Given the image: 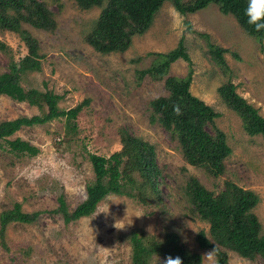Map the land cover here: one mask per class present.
Segmentation results:
<instances>
[{"label":"rangeland","instance_id":"rangeland-1","mask_svg":"<svg viewBox=\"0 0 264 264\" xmlns=\"http://www.w3.org/2000/svg\"><path fill=\"white\" fill-rule=\"evenodd\" d=\"M42 1L54 12L58 27L56 32H43L25 25L39 41L45 57L41 72L25 74L21 84L26 90H49L63 96L59 107L65 110L86 100L90 103L77 119V139L60 149L54 145L60 141L55 135L64 138L65 119L24 127L10 138H21L38 147L41 152L37 157L13 154L0 144V215L15 204H21L25 213L40 212L33 225L13 223L8 227L9 250L1 245L0 237V264H132L128 239L132 231H141L159 241L174 232L186 247L203 256L209 251H200L196 236L202 229L208 232L210 227L194 219L187 208L184 190L190 177L215 192L222 191L225 182H234L257 193L260 203L255 213L264 230V138L247 135L240 118L227 108L219 94L222 85L233 83L237 92L264 116V42L260 44L248 36L233 16L223 15L214 4L194 15L182 16L188 29L184 32L173 23L174 6L166 3L151 29L135 37L126 53L103 55L84 40L98 20L100 8L81 10L74 0ZM59 4L63 5L61 11ZM203 34L209 35L211 43L228 50L224 54L226 70L212 60ZM182 39L194 71L191 92L222 115L217 123L233 149L226 173L220 178L190 166L168 133L150 123L149 103L166 94L164 82L137 78L138 70L151 66L154 56L150 53L174 50ZM0 42L11 49L10 55L16 61L28 53L15 33L0 31ZM9 61V56L0 51V74L8 72ZM189 69L186 61L179 60L172 65L171 73L184 77ZM39 114L40 110L28 103L0 96V123ZM123 127L131 128L136 136L155 146L164 176V204L148 207L128 197L110 195L93 216L66 225L61 215L53 213L60 205L59 197L64 196L71 211L86 199V186L95 181L89 154L109 158L119 152V131ZM64 141L68 142L67 138ZM49 156L63 160L65 171L56 175L37 173L39 178L30 182L27 174ZM108 206L107 214L96 216L106 212ZM119 221L123 229L114 227ZM157 262L153 264H160ZM213 264H217V256ZM228 264L264 263L229 252Z\"/></svg>","mask_w":264,"mask_h":264},{"label":"trees","instance_id":"trees-1","mask_svg":"<svg viewBox=\"0 0 264 264\" xmlns=\"http://www.w3.org/2000/svg\"><path fill=\"white\" fill-rule=\"evenodd\" d=\"M59 2L60 0H55ZM81 10L100 8L101 14L93 29L84 40L96 52L103 55L124 54L137 36L145 35L153 26L157 13L164 4L171 3L182 16L194 15L214 4L220 13L233 16L244 32L260 44L264 32H255L247 23L244 14L247 0H74ZM60 11L63 5L59 4ZM30 26L43 32H56L58 24L54 12L42 0H0V31L19 35L28 53L16 61L11 49L0 42V51L10 58L8 72L0 74V96H7L18 103H28L40 110L33 117H19L0 123V144L19 156L37 157L38 147L17 138L11 140L22 128L47 125L65 119V135L54 145L60 149L64 144L77 139V119L89 105L86 100L78 106L65 110L59 107L63 96L52 91L42 92L22 86V78L31 72H41L44 55L39 41L25 28ZM201 36V35H200ZM209 42L212 60L226 70L224 54L228 53ZM154 60L149 68L137 71L138 80L150 78L164 82L166 94L152 100L150 123L159 125L175 142L184 160L192 167L204 170L210 177L220 178L226 173L227 160L233 149L228 136L217 121L221 114L191 92L194 71L192 60L182 39L174 50L167 53H150ZM139 59L138 61H140ZM179 60L189 64V72L180 77L171 73L172 65ZM223 103L241 120L247 135L264 138V116L260 109L250 104L237 92V86L227 83L219 88ZM122 148L109 158L89 154L88 158L95 174V181L86 186V199L70 210L64 196L59 197V207L53 213L61 215L69 225L93 216L99 204L110 195L128 197L143 206L159 207L164 204L162 185L163 170L157 161L153 144L135 135L131 128L119 131ZM67 138L68 142L64 139ZM225 188L215 192L206 188L199 179L190 177L185 186V202L194 219L208 224L209 231L202 229L196 236L200 251L217 249V264H228L229 252L237 253L251 262L264 263V230L255 213L260 196L254 191L239 187L234 182H225ZM153 201H156L155 203ZM40 212L25 213L21 204L0 215L1 245L6 243L7 229L13 223L33 225L38 222ZM132 247V264H165L167 257L181 258L182 264H201L202 254L191 251L183 244L178 234L171 232L162 240L148 237L141 231H132L128 236Z\"/></svg>","mask_w":264,"mask_h":264},{"label":"clouds","instance_id":"clouds-1","mask_svg":"<svg viewBox=\"0 0 264 264\" xmlns=\"http://www.w3.org/2000/svg\"><path fill=\"white\" fill-rule=\"evenodd\" d=\"M174 18L173 23L175 26L180 28L182 31L187 32V25L183 24L182 14L178 10H174ZM244 14L247 18V23L253 27L255 32H264V0H247L246 8L244 10ZM67 165L63 160L56 159L54 156H49L45 159H42L38 162L37 166L27 174L26 178L30 182H34L35 179H38L37 173L43 174H61L65 171ZM109 211V206L106 212H99L96 214L99 215L101 213L107 214ZM95 216V217H96ZM141 216H137L139 218ZM122 221H119L114 224L116 229H123L121 226ZM151 230V229H149ZM217 254V249L214 247L211 251L206 252L201 257V264H213L215 260V256ZM165 264H182V260L180 257L172 258L171 256L167 257L165 260Z\"/></svg>","mask_w":264,"mask_h":264}]
</instances>
